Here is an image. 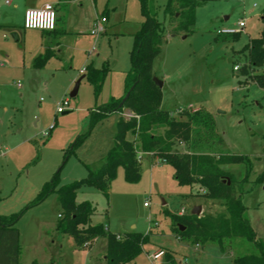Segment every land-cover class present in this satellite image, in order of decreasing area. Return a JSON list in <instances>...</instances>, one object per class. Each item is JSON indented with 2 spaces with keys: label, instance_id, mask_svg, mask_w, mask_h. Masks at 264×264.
<instances>
[{
  "label": "rangeland",
  "instance_id": "obj_1",
  "mask_svg": "<svg viewBox=\"0 0 264 264\" xmlns=\"http://www.w3.org/2000/svg\"><path fill=\"white\" fill-rule=\"evenodd\" d=\"M23 2L0 0V214L21 212L15 223L20 264H105L104 237L77 246L71 236L55 229L62 212L55 192L29 203L54 174L57 186L85 177L86 166L97 168L111 147L115 124L128 111L111 112L90 129L88 118L110 97L124 94L133 33L142 21L139 2L73 0L69 12L73 24L57 43L50 34L23 28ZM166 2L151 0L156 19L165 28L161 51L152 62L153 77L162 81L160 107L175 117L183 110L206 111L222 139L214 148L250 158L240 199L256 237L264 239V182H253L264 169V88L248 77L263 67L233 69L246 62L243 47L260 33L264 0L208 1L196 8L190 32L173 33L174 23L163 13ZM101 17L105 32L90 33ZM89 19L91 27L85 23ZM240 19L244 26L237 34L217 33L235 27ZM46 48L53 50L52 55L42 67L34 68L33 57ZM88 65L108 67L97 97L81 77L80 70ZM77 80L76 93L70 96ZM64 99L67 113H56ZM162 131L161 127L152 130ZM127 138L133 139L130 133ZM135 146L141 161L138 181H125L119 166L107 198L86 186L75 194L76 202L86 200L94 206L91 224L103 223L113 233L150 230L141 252L128 264H236V256L256 254L254 245L243 238L232 239L225 243L228 248L221 249L216 242L192 244L185 236H176L166 211L177 213L182 207L187 214L200 205L201 214H214L222 207L205 198L202 187L178 184L170 164L150 162L137 142ZM187 149L182 142L175 144L177 151ZM224 168L234 185L244 176L243 164ZM159 250L163 253L158 258L147 256Z\"/></svg>",
  "mask_w": 264,
  "mask_h": 264
},
{
  "label": "trees",
  "instance_id": "obj_2",
  "mask_svg": "<svg viewBox=\"0 0 264 264\" xmlns=\"http://www.w3.org/2000/svg\"><path fill=\"white\" fill-rule=\"evenodd\" d=\"M208 1L211 0H167L163 13L170 24L174 23L171 33L190 32L195 22L196 8ZM138 2L142 21L133 33V44L129 51L130 69L124 76V94L129 91V95L120 107L118 103L124 94L119 98L110 97L107 103L92 111L88 118L89 129L111 112L121 114L126 109L131 115H121L116 122L112 145L97 168L86 166L85 177L60 186H57L54 174L50 181L42 185L29 206L55 192L62 209L58 214L60 220L55 225L57 231L71 236L77 246L104 237L105 264H128L141 252L150 230L147 234L134 230L113 233L103 223L91 224L94 206L86 200L76 202L75 194L80 187L86 186L100 191L107 198L109 183L114 179L119 166L123 169L125 181H138L141 168L135 146L137 142L142 152L164 159L172 166L178 184L202 187L201 194L222 207L214 214L179 215L166 211L165 214L172 220L171 231L176 236H185L192 244L216 242L221 249L228 248L226 242L243 238L254 245L256 254L236 256L235 263L264 264V239L256 237L247 217L246 207L240 199L242 183L251 170L250 158L214 148L220 146L222 139L214 131L213 119L206 111L183 110L175 117L169 110L160 107L161 90L152 80V62L161 51L165 28L156 19V8L151 0ZM260 20V33L244 45L246 62L236 70L245 72L248 67H263L261 72L252 73L248 77L257 86L264 88V11ZM51 55L52 51L45 49L33 58L32 66L42 67ZM107 72L106 65L100 68L88 65L84 68V77L92 86L94 97L98 96ZM160 127L163 128L162 133L152 132ZM128 133L133 139L127 138ZM177 142L184 143L188 149L175 150ZM227 164L244 165V176L236 185L232 175L224 168ZM253 182H264V169L255 176ZM20 214L21 212L0 214V264H20L19 232L15 226ZM180 225L183 226L182 230L179 229Z\"/></svg>",
  "mask_w": 264,
  "mask_h": 264
},
{
  "label": "built area",
  "instance_id": "obj_3",
  "mask_svg": "<svg viewBox=\"0 0 264 264\" xmlns=\"http://www.w3.org/2000/svg\"><path fill=\"white\" fill-rule=\"evenodd\" d=\"M55 21H56V13L55 9L52 3L46 2L43 3L41 6L38 7H28L24 10L23 12V17H22V26L25 29H36L40 31H52L55 28ZM105 21L104 17H101L99 20L94 23L92 29L90 30V33H93L95 35H98L104 31V25L102 22ZM244 26V20H239L236 23L235 27H228V28H223L220 30H217L218 34H233L239 32L242 27ZM238 66L234 65L233 69H237ZM83 70H80L82 72ZM67 104V100L64 99L61 103H59L56 106V113H62L65 110V106ZM192 108L191 105L187 106V109ZM184 109V108H182ZM180 109V111L182 110ZM186 109V108H185ZM195 111V109H192ZM179 112V111H178ZM171 114V113H170ZM131 113L127 112L125 113V117L130 116ZM162 162H165L164 159H159ZM184 213V209L181 207L180 210L177 212V214L181 215ZM156 224V223H154ZM162 254V251L159 250L154 253H149L147 256L150 259H156Z\"/></svg>",
  "mask_w": 264,
  "mask_h": 264
},
{
  "label": "crops",
  "instance_id": "obj_4",
  "mask_svg": "<svg viewBox=\"0 0 264 264\" xmlns=\"http://www.w3.org/2000/svg\"><path fill=\"white\" fill-rule=\"evenodd\" d=\"M72 1L73 0H24L23 3H24V10L28 7L41 6L43 3H46V2H50L53 4L54 9H55V13H56L55 28L52 31H41V32L46 33V34H50L53 38L56 37L55 41L57 43L59 36L62 33H64L66 31V29H68V27H70V25L73 24V21L71 20L70 13H69L70 12V4L72 3ZM5 3H11V0H5ZM12 6L15 7L16 4L13 3ZM63 8L65 10H63ZM60 9H62V10H60ZM91 21L92 20L89 19L88 22H85V23H87L88 27L92 26ZM46 49H50V48H46ZM51 51H53V50H51ZM40 53H42V52H39L38 54H40ZM38 54H36V55H38ZM81 77H84V75H82ZM144 153H145V157H147V159L150 162H162L161 160H159L160 158L152 156L150 153H146V152H144ZM140 163H141V161H140Z\"/></svg>",
  "mask_w": 264,
  "mask_h": 264
},
{
  "label": "water",
  "instance_id": "obj_5",
  "mask_svg": "<svg viewBox=\"0 0 264 264\" xmlns=\"http://www.w3.org/2000/svg\"><path fill=\"white\" fill-rule=\"evenodd\" d=\"M152 80L154 81V83L160 88L162 86V81L155 78V77H152ZM78 82L79 80H77L75 82V85L72 89V91L70 92V96H73L75 95L76 93V90H77V85H78ZM132 88V87H131ZM131 88L129 90H131ZM129 95V91H127L124 96L121 98L120 102L118 103V107L122 106L123 103L125 102V100L127 99ZM62 113H67V111H63ZM227 183H229V181L227 180ZM190 214H194V215H200L201 214V206L200 205H195L191 208L190 210ZM179 229L182 230L183 229V226H179Z\"/></svg>",
  "mask_w": 264,
  "mask_h": 264
}]
</instances>
